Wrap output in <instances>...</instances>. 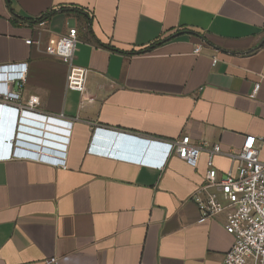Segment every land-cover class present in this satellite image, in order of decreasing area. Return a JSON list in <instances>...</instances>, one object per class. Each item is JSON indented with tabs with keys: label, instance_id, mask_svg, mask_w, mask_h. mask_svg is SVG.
I'll use <instances>...</instances> for the list:
<instances>
[{
	"label": "crops",
	"instance_id": "1",
	"mask_svg": "<svg viewBox=\"0 0 264 264\" xmlns=\"http://www.w3.org/2000/svg\"><path fill=\"white\" fill-rule=\"evenodd\" d=\"M69 25L83 93L44 52ZM19 63L18 98L0 101V264H219L234 241L225 214L199 222L192 199L207 153L192 167L158 142L219 144L217 178L236 173L249 135L264 159V0H0V66ZM58 121L70 122L63 166L12 156L15 138L56 147L23 127L62 136Z\"/></svg>",
	"mask_w": 264,
	"mask_h": 264
},
{
	"label": "built area",
	"instance_id": "2",
	"mask_svg": "<svg viewBox=\"0 0 264 264\" xmlns=\"http://www.w3.org/2000/svg\"><path fill=\"white\" fill-rule=\"evenodd\" d=\"M45 22L46 19L42 18L38 20L37 24L42 26ZM77 41V29L74 25H69L64 34L58 37H49L45 41L44 52L67 64V88L83 93L88 70L73 63ZM31 42H33L31 39L26 40V43ZM35 42L39 43L40 41L35 40ZM199 52L200 47L196 46L194 53ZM212 63H215V59L212 60ZM25 68L26 63L0 66V101H13L18 98V93L9 91L7 84L16 83L20 87L25 82ZM258 88L259 83L257 82L254 85V92ZM38 103L37 96H30L27 105L33 107ZM59 123L63 125V129H53L62 131L64 133L62 136L23 127L29 132L59 138L60 142H48L50 146L55 145L56 147L31 144L15 138L12 156L63 166L66 134L69 132L68 123L70 122L61 121ZM25 137L38 141L42 139L26 135ZM158 145L164 148L165 158L170 154H175L192 167L196 166L200 152L206 151L205 182L196 189L192 199L200 213L199 222H204L220 213L225 214V230L233 236L234 241L230 249L223 254L219 264H264V159L259 157V147L255 144V137L247 136L235 155L238 162L236 173L228 172L220 178H217L213 164V157L221 153L219 144L209 145L204 141L192 143L188 135H181L177 139L158 142ZM30 146L38 148L35 151ZM97 153L123 161L140 162L139 159L122 153L111 151H98ZM162 162H156L155 165L160 166ZM56 262L55 258L45 260L47 264Z\"/></svg>",
	"mask_w": 264,
	"mask_h": 264
},
{
	"label": "water",
	"instance_id": "3",
	"mask_svg": "<svg viewBox=\"0 0 264 264\" xmlns=\"http://www.w3.org/2000/svg\"><path fill=\"white\" fill-rule=\"evenodd\" d=\"M103 140H104V143L109 144L110 146H112L114 148H123V147H125V144H126L125 138H123L121 136L105 135L104 138H103ZM126 146H128V145H126ZM30 147H32L33 149H35V151L38 148L36 146H30ZM150 149L151 148H148L147 147V150L146 151L149 152Z\"/></svg>",
	"mask_w": 264,
	"mask_h": 264
},
{
	"label": "clouds",
	"instance_id": "4",
	"mask_svg": "<svg viewBox=\"0 0 264 264\" xmlns=\"http://www.w3.org/2000/svg\"><path fill=\"white\" fill-rule=\"evenodd\" d=\"M69 126H70V123H68V128H69ZM68 134H69V132H67V134H66V142L68 141Z\"/></svg>",
	"mask_w": 264,
	"mask_h": 264
},
{
	"label": "trees",
	"instance_id": "5",
	"mask_svg": "<svg viewBox=\"0 0 264 264\" xmlns=\"http://www.w3.org/2000/svg\"><path fill=\"white\" fill-rule=\"evenodd\" d=\"M44 17V16H43ZM43 17H40L39 19H42Z\"/></svg>",
	"mask_w": 264,
	"mask_h": 264
}]
</instances>
